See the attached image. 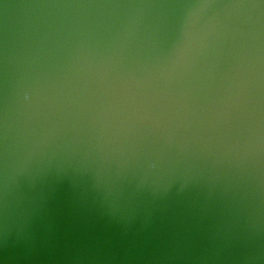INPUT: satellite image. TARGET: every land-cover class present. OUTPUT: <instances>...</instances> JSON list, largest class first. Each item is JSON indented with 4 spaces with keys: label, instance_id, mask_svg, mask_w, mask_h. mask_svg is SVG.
<instances>
[{
    "label": "water",
    "instance_id": "obj_1",
    "mask_svg": "<svg viewBox=\"0 0 264 264\" xmlns=\"http://www.w3.org/2000/svg\"><path fill=\"white\" fill-rule=\"evenodd\" d=\"M0 264H264V0H0Z\"/></svg>",
    "mask_w": 264,
    "mask_h": 264
}]
</instances>
